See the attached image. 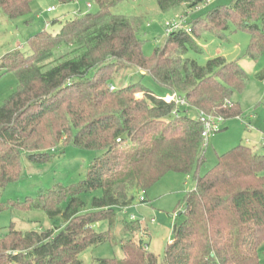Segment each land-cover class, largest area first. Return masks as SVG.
I'll list each match as a JSON object with an SVG mask.
<instances>
[{
	"label": "trees",
	"instance_id": "trees-1",
	"mask_svg": "<svg viewBox=\"0 0 264 264\" xmlns=\"http://www.w3.org/2000/svg\"><path fill=\"white\" fill-rule=\"evenodd\" d=\"M36 0H0V13L14 21L31 13ZM80 0H58L67 5ZM95 13L59 22L61 29L28 38L0 60L2 74L13 73L17 90L0 107V189L23 175L21 155L47 163L49 151L61 143L99 151L80 182L55 185L23 202L1 200L6 210H42L61 220L42 233L21 232L14 223L0 238V264H83L79 254L100 246L110 233L96 223L112 225L118 211L146 202L144 193L169 173L191 175L206 163L203 124L190 111L229 120L241 116L233 101L248 84L238 61L222 57L201 66L189 59L199 53L200 32L221 38L234 28L251 40L247 56L264 55V0H234L190 22L192 33L168 36L151 56L143 50L140 20L115 15L123 0H85ZM205 0H157L166 13L184 6L193 11ZM138 70L170 95H181L187 107L176 106L141 83L116 88L121 71ZM264 81V72L259 75ZM115 90H111V87ZM195 189L185 193L177 209L184 221L159 259L140 241L123 244L124 258H100L94 264H260L264 242V153L239 145L219 157L204 176L195 175ZM91 208L83 196L95 192ZM144 200L141 201L140 199ZM126 226L134 232L138 227Z\"/></svg>",
	"mask_w": 264,
	"mask_h": 264
},
{
	"label": "rangeland",
	"instance_id": "rangeland-1",
	"mask_svg": "<svg viewBox=\"0 0 264 264\" xmlns=\"http://www.w3.org/2000/svg\"><path fill=\"white\" fill-rule=\"evenodd\" d=\"M234 0H205L196 9L189 11L180 6L171 12H162L157 0H123L112 9L115 15H123L140 20V38L144 41L143 50L151 56L156 48H162L168 38L165 23L188 16V23L206 16L209 11L219 6H230ZM90 5V6H89ZM53 9L48 12L47 9ZM98 5L80 0L61 5L58 0H36L31 4V13L14 21L0 13V60L6 54L17 49H25L29 37L47 30L56 34L61 29L59 22H65L76 16L95 13ZM54 21H59L54 23ZM250 34L231 28L221 38L216 32L203 31L196 37L202 49L199 53L189 50L186 57L195 60L201 66L216 57L227 62L238 61L248 74L247 87L241 93L233 95V101L239 102L242 114L238 118L217 121L218 131L211 134L205 142L206 163L196 167L191 175L169 173L143 194L146 202L138 201L134 206L118 211L112 225L108 221L95 224L98 233H110V239L96 247L88 248L79 254L83 264H94L100 258H124L123 244L132 241L154 253L159 259L164 257L165 248L174 238L175 225L184 221V210L178 211L177 205L185 193L195 189V175L204 176L223 156L234 147L244 145L264 153V81L259 75L264 72V55L258 60L247 56ZM0 71V107L18 87V80L13 73L2 74ZM116 88L141 83L153 90L158 96L168 99L170 93L160 87L149 74L143 75L138 70L121 71L113 79ZM190 117L197 118L195 111ZM51 160L47 163H32L25 155H21L23 175L21 179L0 189L4 202H23L26 197H36L42 191L55 185L70 186L80 182L86 175L87 168L102 155V152L81 149L72 144L61 143L50 150ZM101 195L95 192L83 196L86 209L91 208L94 197ZM14 223L16 230L42 233L54 226H60L61 220H51L42 210H6L0 213V238L4 236L10 225ZM138 228L132 232L127 226ZM260 264H264V242L258 250Z\"/></svg>",
	"mask_w": 264,
	"mask_h": 264
},
{
	"label": "built area",
	"instance_id": "built-area-1",
	"mask_svg": "<svg viewBox=\"0 0 264 264\" xmlns=\"http://www.w3.org/2000/svg\"><path fill=\"white\" fill-rule=\"evenodd\" d=\"M90 6V5H89ZM53 9H48V12H51ZM165 32L167 36H170L174 33L177 32H185V33H192V28L190 26V24L188 23V16L186 17H181L179 19H175L172 21H168L165 23ZM111 90H115V87H111ZM169 102H174L176 104V106L179 107H187L188 104L186 102V100L178 94H173L170 95L167 99ZM197 119L201 121V123L203 124V141L204 144L205 142H208L211 134H213L214 132L218 131V125H217V121H222L224 120L223 118H217L214 116H210V115H206L204 113L198 114L197 115ZM141 201H143L144 199L141 198Z\"/></svg>",
	"mask_w": 264,
	"mask_h": 264
},
{
	"label": "crops",
	"instance_id": "crops-1",
	"mask_svg": "<svg viewBox=\"0 0 264 264\" xmlns=\"http://www.w3.org/2000/svg\"><path fill=\"white\" fill-rule=\"evenodd\" d=\"M48 9H50V8H48ZM48 9H47V10H48Z\"/></svg>",
	"mask_w": 264,
	"mask_h": 264
}]
</instances>
